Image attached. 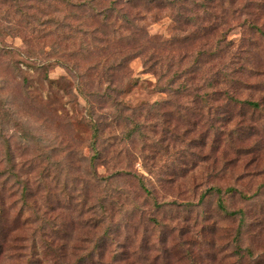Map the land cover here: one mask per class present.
<instances>
[{
    "label": "rangeland",
    "instance_id": "1",
    "mask_svg": "<svg viewBox=\"0 0 264 264\" xmlns=\"http://www.w3.org/2000/svg\"><path fill=\"white\" fill-rule=\"evenodd\" d=\"M98 8L108 22L87 20L79 34L88 40L97 25L110 59L127 60L113 78L114 99L95 106L105 122L94 162L97 175L109 177L94 187L85 99L73 97L76 74L54 62L77 60L84 70L94 60L83 55L79 35L60 34ZM141 34L151 45L165 43L163 62L152 69L144 63L150 54L136 49ZM120 45L128 46L122 54ZM45 60L52 63L46 77H64L72 95L49 86L36 67ZM20 180L30 205L43 211L50 201L53 210L42 215L55 223L80 202L86 210L100 185L130 194L143 223L124 239L127 250L123 235L101 238V225L82 235L100 252L97 264H264V0H0V217L7 225L17 211L21 219L31 212ZM218 200L236 213L224 214ZM32 217L6 229L0 264L54 263L39 253L49 229ZM52 231L55 245L66 246L65 263L73 244H86L78 233Z\"/></svg>",
    "mask_w": 264,
    "mask_h": 264
},
{
    "label": "trees",
    "instance_id": "2",
    "mask_svg": "<svg viewBox=\"0 0 264 264\" xmlns=\"http://www.w3.org/2000/svg\"><path fill=\"white\" fill-rule=\"evenodd\" d=\"M66 1V0H63ZM167 2L170 0H166ZM68 3H71L75 6H80L79 3H73L70 1H67ZM161 3L162 0H159ZM98 12H91L90 14H87L84 16L83 19H81L80 23L76 27H71L70 25V31H62L60 35H62L63 40H69L73 37H76L79 35V39L83 41V51L85 54L83 55H90L94 54L93 61H91L89 64H87L84 67L81 68V65H78L77 60H74L72 63L69 61H61L59 58L56 59L54 62L55 64L61 63V65L67 70L69 74L74 72L76 81L74 82V88L76 90L75 93L72 92V88L70 90L71 84L68 83L64 77H59L58 79H49L46 77V66L52 64L50 60L45 61H39L37 63L36 67H40V69L45 72L44 79L48 81L49 86L57 89L58 87H62L64 89V93L72 95L73 97L75 95V98L77 94L83 95L82 97L85 99V122L87 125H89L92 129V136L91 141L89 142V147L92 150V154L89 158V170L91 173V179L94 181V187H98V179L105 180L104 184L106 186V182L108 181V175L107 176H99L97 175L96 167H95V160L100 158L101 152L99 148L96 146V143L98 142L99 138V131L101 128L104 127V116L98 115L95 116V106H98L100 103H104L105 101H112L111 99H114L112 97V93L115 94V90H119L116 88H112L111 85H113L114 76L122 69V66L124 65L125 61L127 60V55H123L120 59H110V53H107V46L109 44V38L107 40H103L101 38L96 39L94 34H103L101 30H99V27L93 26L91 30L88 31L89 33V39L84 40L80 34H85V32H80L78 30L79 26L82 24H85L86 21H91L92 25L93 22L97 24H106L108 21L105 19L106 14L105 11L102 8L96 9ZM101 11V12H99ZM101 15V19H96L97 15ZM125 17V14H122ZM82 20H84L82 22ZM57 24V28L64 27L65 22L64 19H55L54 20ZM130 21V20H128ZM80 33V34H79ZM139 33V32H138ZM130 37H133V34L130 33ZM124 38H122L121 41H123ZM105 42L107 44H105ZM130 40L124 41L123 43H129ZM165 43L163 41H160L159 43H155L151 45L150 37L147 36V34H141L138 35L137 43H136V49H138L139 53H146L148 52L150 55L145 58L144 63L150 62L149 68L155 67L154 65L157 64L158 61L163 62V51H164V45ZM151 45V46H150ZM135 47V46H134ZM128 46L120 45L118 49V53L122 54V51H125ZM156 58H154V57ZM84 59V56L82 57ZM145 65V64H144ZM160 71L163 72V64L162 66H158ZM161 72V73H162ZM106 82V83H104ZM241 82V81H240ZM105 85L102 87V85ZM110 84V85H109ZM115 92V93H114ZM115 103V101H114ZM113 103V104H114ZM244 103L250 105L251 107H259L260 101L259 100H245ZM103 115V114H102ZM110 118L116 119L118 112L115 114L110 112ZM84 121V120H83ZM11 167V166H10ZM16 175V174H14ZM22 187V195L24 197V204H26L27 208L31 209V212L25 216L23 219H21L22 216V209L17 211L13 216L12 220L10 221V224L7 225V220L5 216L0 217V238L4 241L5 239V231L7 229V232L17 229L18 227H22L23 225H26L27 222H29V217L33 218L32 215L36 217V219L40 220V225L43 228H48L50 231L54 232L56 231H64L70 232L69 237L72 239L74 233H78V236H81V239H84L86 242L88 240V237L82 236L83 234L88 232L94 233L96 229L100 227L102 229V237H110L113 239L114 234L123 235L122 239L119 241L123 244H125L124 248L127 250L128 246H131V242L126 241L124 239L130 240L131 235V229L132 232L135 233V229L138 226V224L143 223V217L139 215V217H136L139 208L135 204L131 202L132 198H130V194L125 191H121L119 188H107L105 186L101 187L99 186L100 194L99 196H95L93 200L90 203V206L83 211V202L79 203L78 210H72L70 211V214L68 215V219L65 221L63 219L58 220L57 223H55L54 218H45L42 214L49 213L47 211V208L53 210L50 201L46 202L48 207H45L43 211H39L36 207L30 205L25 195L27 192V186L24 184L25 182L20 180L19 181ZM103 184V185H104ZM217 193H222V190L218 187H213ZM145 190V188H143ZM231 188H226L225 191H231ZM148 191V190H146ZM148 193V192H147ZM127 203V205H126ZM218 207L220 210L224 212V214L230 215L236 212H228L225 210L224 205L222 204L221 200H218ZM1 210V207H0ZM140 212V211H139ZM116 215V218L114 219L113 216ZM34 220V219H33ZM54 221V225H52L51 221ZM35 221V220H34ZM70 227V230L69 228ZM68 228V230H66ZM42 232V244H41V251L39 252L40 255L46 256L50 258L54 263L58 264H97L98 253H95L96 248H94V245L89 247L86 244L84 246L79 247L78 245L73 244L72 246V257L67 261V263L64 262L62 256L65 258L67 255L66 252V246H64L63 243H60L58 245H55V241L57 238L53 236V233L50 231ZM44 233V234H43ZM94 234H92L93 237ZM77 236V237H78ZM79 236V237H80ZM78 237V238H79ZM92 237L89 238L90 241H92ZM54 241V242H53ZM76 241V240H74ZM131 241V240H130ZM65 245H66V241ZM68 242V241H67ZM76 245V246H75ZM64 246V247H62ZM0 253H1V243H0ZM63 262H62V261ZM37 264H42L41 258H38ZM53 263V264H54Z\"/></svg>",
    "mask_w": 264,
    "mask_h": 264
}]
</instances>
